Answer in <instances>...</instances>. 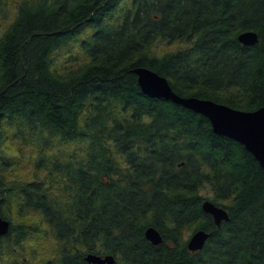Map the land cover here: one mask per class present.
Here are the masks:
<instances>
[{"label": "trees", "instance_id": "trees-1", "mask_svg": "<svg viewBox=\"0 0 264 264\" xmlns=\"http://www.w3.org/2000/svg\"><path fill=\"white\" fill-rule=\"evenodd\" d=\"M249 30L254 45L239 41ZM157 42L185 46L157 55ZM138 67L182 97L263 107L264 0L22 1L0 35V264H26L17 254L41 233L57 243L43 264H264V167L206 116L145 95ZM11 141L37 150L32 179H10L26 157ZM14 210L41 222L15 225ZM198 229L210 235L191 251Z\"/></svg>", "mask_w": 264, "mask_h": 264}, {"label": "water", "instance_id": "water-1", "mask_svg": "<svg viewBox=\"0 0 264 264\" xmlns=\"http://www.w3.org/2000/svg\"><path fill=\"white\" fill-rule=\"evenodd\" d=\"M238 38L244 45H254L258 42V35L250 30L241 32ZM134 72L145 95L170 100L206 116L215 133L243 144L264 167V106L254 111H246L210 99L194 96L182 97L175 93L168 80L157 72L146 67H138ZM202 207L206 213L212 216L217 225H220L222 221L229 220L228 211L210 199H205ZM10 227V220L0 216V238L9 233ZM209 235L205 229L196 230L188 240V249L191 251L202 249ZM145 236L155 245L163 241L159 230L155 227H148ZM85 259L91 264H115L116 262L113 255L102 256L95 253H88Z\"/></svg>", "mask_w": 264, "mask_h": 264}, {"label": "rangeland", "instance_id": "rangeland-1", "mask_svg": "<svg viewBox=\"0 0 264 264\" xmlns=\"http://www.w3.org/2000/svg\"><path fill=\"white\" fill-rule=\"evenodd\" d=\"M24 0H10L9 7L10 11L7 16V19L1 20V30L0 35L4 31V29L13 21L18 5ZM28 1H36V0H28ZM183 43H174V44H166L164 42H157L153 48V53L157 55H161L164 52L176 50L178 48L184 47ZM7 150V154L9 156H15L18 154L19 150L23 149L25 158L22 162L23 166L19 170L15 171L13 175L10 177L11 180L15 181H26L30 180L33 177V166L34 160L37 157L38 153L36 149H25L21 147V144L15 141H11L5 147ZM56 186L55 183L52 184ZM203 195L205 197L211 196V192L208 188L203 190ZM13 224H26V225H38L41 221L37 214L30 213H22V215H18L16 210L13 213ZM189 234V233H188ZM57 249V243L51 237H46L44 234H38L33 236L26 242L25 250L17 254V256L23 260L26 264H43L48 258L52 257ZM16 252H14L15 255Z\"/></svg>", "mask_w": 264, "mask_h": 264}]
</instances>
